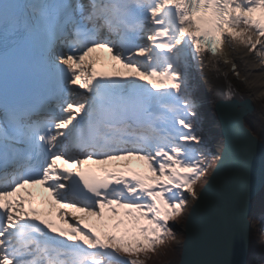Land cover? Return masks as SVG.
Here are the masks:
<instances>
[{
  "label": "snow or ice",
  "instance_id": "snow-or-ice-1",
  "mask_svg": "<svg viewBox=\"0 0 264 264\" xmlns=\"http://www.w3.org/2000/svg\"><path fill=\"white\" fill-rule=\"evenodd\" d=\"M237 49L264 74V0H2L0 264H146L174 243L221 159L191 62L249 84Z\"/></svg>",
  "mask_w": 264,
  "mask_h": 264
},
{
  "label": "water",
  "instance_id": "water-1",
  "mask_svg": "<svg viewBox=\"0 0 264 264\" xmlns=\"http://www.w3.org/2000/svg\"><path fill=\"white\" fill-rule=\"evenodd\" d=\"M213 110L221 159L182 230L179 264H247L252 200L264 188V143L245 125L254 102L223 94Z\"/></svg>",
  "mask_w": 264,
  "mask_h": 264
},
{
  "label": "bare ground",
  "instance_id": "bare-ground-1",
  "mask_svg": "<svg viewBox=\"0 0 264 264\" xmlns=\"http://www.w3.org/2000/svg\"><path fill=\"white\" fill-rule=\"evenodd\" d=\"M230 59L237 65L241 77H246L250 82L249 84L241 83V80L233 75L231 64L220 62L216 68H212L207 66L208 59L206 58L204 64L193 60L190 66L191 84L194 86V91L198 92L193 95V98L197 104L201 105V113L204 120L208 122L207 125L214 127V129L217 123L213 106L218 101L223 100V94L229 86L237 90L234 97L238 99L251 98L255 104L256 113L264 115V106L262 105L264 100V74H260L255 58L237 49L231 53ZM257 106L263 108L261 112H259ZM209 114H211V117ZM255 136L259 139L258 135ZM211 143L219 149L218 142L213 141Z\"/></svg>",
  "mask_w": 264,
  "mask_h": 264
},
{
  "label": "trees",
  "instance_id": "trees-1",
  "mask_svg": "<svg viewBox=\"0 0 264 264\" xmlns=\"http://www.w3.org/2000/svg\"><path fill=\"white\" fill-rule=\"evenodd\" d=\"M257 135L264 142V133ZM209 162H212V160ZM252 205L247 264H264V234H262V229H264V189L253 199ZM180 252V248L173 246V243H171L159 248L156 254H149L147 258L143 257V259H146V264H178Z\"/></svg>",
  "mask_w": 264,
  "mask_h": 264
},
{
  "label": "rangeland",
  "instance_id": "rangeland-1",
  "mask_svg": "<svg viewBox=\"0 0 264 264\" xmlns=\"http://www.w3.org/2000/svg\"><path fill=\"white\" fill-rule=\"evenodd\" d=\"M82 2H86V0H82ZM146 41H143V43H145ZM98 55H101L102 57H104L106 59V54L105 53H99ZM194 91V86H192V96L196 95ZM197 103V102H196ZM197 111L199 114V127H200V131L202 132V134L205 136L206 142H207V150L209 151V153L211 154V156H216V154H218L219 150H217V147L215 148V146L211 143L213 141L218 142L219 144L221 143V137L219 134V131L215 130L214 127H211L210 125H207L208 122H206V120H204L203 114L201 113V105L197 104ZM262 105L264 106V100ZM257 109L259 110V112L262 111L260 106H257ZM209 116L211 117V114H209ZM246 124L249 126V128L257 133V134H262L264 133V115H262L261 113H256L254 115H252L251 117H248L246 119ZM210 127V128H208ZM215 161L216 160H212V162L210 163V167L208 170V173L206 176H204L200 182L196 185V191L198 193H201L202 190L204 189V187L206 186V184L209 181L210 176L212 175L213 172V168L215 166ZM132 163H135L136 165H141L140 162L138 161H133ZM187 195V194H186ZM195 201H193L190 197L188 198V208L185 209V212L183 214V216L176 221V225L174 224L173 226H176L175 229L178 233H180L177 236L176 241L173 243V246L178 247L180 243L183 241V228L184 225L186 224L189 215L191 213L192 207L194 206Z\"/></svg>",
  "mask_w": 264,
  "mask_h": 264
}]
</instances>
